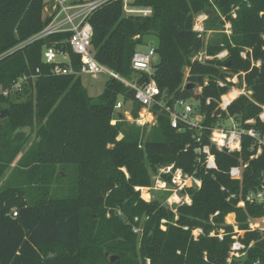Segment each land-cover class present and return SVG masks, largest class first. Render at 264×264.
I'll return each instance as SVG.
<instances>
[{
	"label": "trees",
	"instance_id": "trees-1",
	"mask_svg": "<svg viewBox=\"0 0 264 264\" xmlns=\"http://www.w3.org/2000/svg\"><path fill=\"white\" fill-rule=\"evenodd\" d=\"M52 1L0 0V103L10 112L0 125V179L28 142L20 131L33 133L40 125L0 186V264H264V233L248 226L249 218L264 217V208L250 203L238 207L260 184L264 152L251 159L256 149L251 150L254 140L249 137H244L241 153L220 152L207 130L203 144L210 145L217 169L206 170L194 152L196 130L183 123L173 128L170 114L159 106L152 108L156 123L143 141L147 128L115 109L122 98L123 104L132 102V114L139 116L142 106L134 89L107 75L101 93L92 96L83 85L85 75H56L54 65L43 61L44 50L54 46L67 52L74 70L80 71L71 32L20 46L51 23L56 11L46 9H52ZM214 5L231 22L232 33L209 44L207 54L228 55L200 63L195 58L204 40L194 21ZM132 6L151 14L128 15L124 1L117 0L91 15L90 52L100 64L133 82L137 48L146 37H157L158 61L151 76L138 73L139 83L154 80L170 105L198 101L209 128L220 119L238 117L255 119L254 127L264 132L259 118L264 106V0H134ZM233 8L236 18L229 15ZM232 75H239L253 94L240 96L221 112L218 101L229 91L232 84L226 78ZM21 79L26 80L19 101L4 96ZM246 163L241 179H233L231 169ZM171 164L202 180L200 189L185 190L192 203L178 206L177 214L157 200L145 201L136 190L151 188L152 172ZM63 181L67 195L53 196L54 185ZM230 214L242 236L226 224ZM144 217L139 237L136 218ZM197 230L201 232L195 236ZM236 240L244 245V258L231 255ZM106 252L118 259L110 262Z\"/></svg>",
	"mask_w": 264,
	"mask_h": 264
},
{
	"label": "built area",
	"instance_id": "built-area-1",
	"mask_svg": "<svg viewBox=\"0 0 264 264\" xmlns=\"http://www.w3.org/2000/svg\"><path fill=\"white\" fill-rule=\"evenodd\" d=\"M113 1L117 0H92L89 2L75 0H53L52 9L54 12L56 11L53 20L40 33L29 39L27 43L49 37L57 33L71 32L72 36L70 38V47L75 54L80 56V71L77 72L74 70L72 67V60L67 52L51 46L44 50L43 61L46 64L54 65L53 73L56 75H85L93 78H97L102 74H107L122 81L126 84V86L135 90V100L141 104L142 109L153 118L152 121L156 119V115L154 114L152 108L154 106H159L162 110L170 114L171 125L173 128L179 129V124L183 123L190 129L196 130L197 134L194 135V140L196 142L194 152L197 154V161L199 164L204 165L206 170L217 169L216 156L214 153H212L210 145L203 144V135L207 130H210L211 132L209 136L211 144L214 145L220 152L227 151L228 153H241L244 137L253 139L254 142L250 148L252 151L256 149V153L251 156V159L258 158L264 152V132L254 127L256 124L255 119L242 120L238 117H229L227 119L218 120L214 127L209 128L204 125L205 115H203L202 109L201 113H199V107H201V105L194 107L189 103V101L185 100H177L173 105H170L168 101L165 100V97L154 80L151 79L149 82L139 83L138 79H136L133 82H129L100 64L95 59L94 55L90 52L93 29L89 19L95 11ZM123 1L124 11L126 14L145 16L151 14V10L149 9H138L136 7L131 8L128 3L129 0ZM227 55V51H224L221 54V56L224 58ZM242 56L245 58L246 54L243 53ZM156 58L157 52L153 47H151L147 52L137 50L132 59V68L137 74L145 72L151 76L153 73V65L156 63ZM212 58L213 57H210L207 54L199 53L195 60L200 63H205L206 60ZM61 64L69 65L67 67H63ZM258 65H260V63ZM242 76H244V74H242ZM226 80L232 85L230 86L229 91L221 96L220 100L218 101L217 110H220L221 112H227L229 106L240 96L244 95L251 98L253 94V92L247 88L245 82H242L241 84L239 75L228 76ZM238 81H240V84L244 90L240 91L238 88L239 90H237L239 93L236 98H233L231 93L236 89L235 86L238 84ZM219 85L224 87L226 83L220 81ZM200 89L201 93L202 88ZM210 103L211 100L208 99L206 104L210 105ZM122 108L123 103L119 101L115 109L119 111ZM262 109L263 111L259 115V118L261 122L264 123V106H262ZM222 120H228L232 125L231 128L223 126ZM137 121L142 123L141 119H138ZM247 167L248 163L243 164L241 167L232 168L230 171V176L236 180L241 179L243 171ZM158 174L159 175H156V178H154L155 185L150 189L171 192L170 196L167 198V203L172 210H174V205H179L182 202L180 198V195L182 194L185 195V202H182V204L192 203L190 196L184 193L185 190L193 188L200 189L202 187L201 179H199L196 175L185 173L182 169L176 168L174 164L162 167ZM165 178H169V181L167 182L171 188L167 189L165 187V181L167 180ZM143 189L144 188H136L138 191ZM247 203L264 208V171L261 174L259 186L255 190L251 191L244 200H241L238 203V207L244 208ZM13 215L17 216V213L14 212ZM230 215H233V221L229 225L234 226V228H236L235 231L237 230L239 232L235 215ZM230 215H228L226 218H228ZM248 226L249 230L251 231H260L264 233V217L256 218L255 221L248 220ZM239 233H244V231ZM233 238L237 239L238 237L234 236ZM243 248L244 245L236 240L232 246L231 255H235V253L238 251L241 252Z\"/></svg>",
	"mask_w": 264,
	"mask_h": 264
},
{
	"label": "rangeland",
	"instance_id": "rangeland-1",
	"mask_svg": "<svg viewBox=\"0 0 264 264\" xmlns=\"http://www.w3.org/2000/svg\"><path fill=\"white\" fill-rule=\"evenodd\" d=\"M134 0H129V6L131 8H135L132 6V2ZM214 0H210L211 3H213ZM138 8V7H137ZM138 9H144V8H138ZM148 9V8H147ZM150 10V9H149ZM129 15V14H128ZM229 15H231L233 18H236V13H235V8H233L232 11H230ZM195 24H194V30L200 32L202 34V38L204 40V46L203 49L201 50L200 53L202 54H207V46L211 43H213L217 38H220V36L222 35H230L232 33V25L231 22H229L227 20V16L224 15L215 5L214 7L208 12H202L200 14H198L195 17ZM210 28V29H208ZM158 38L157 37H152V36H148L145 38V44L139 46L137 49L139 51H143V52H147L151 47L157 49L158 46ZM25 43H22L20 46H23ZM25 46V45H24ZM224 52V51H223ZM222 52L220 54H218L217 56H210L213 58H217V59H224L223 56H221ZM208 55V54H207ZM209 56V55H208ZM156 62L158 61V58L155 59ZM188 73H189V69L188 68H184V82L186 83L187 77H188ZM138 75V74H137ZM137 75L133 76V81H135L137 79ZM108 78L107 74H102L99 75L97 78H93L90 76H86L84 78H82V82L83 85L86 86V88H88L90 95L92 96H96L98 94L101 93V91L104 88V82L106 81V79ZM26 80V79H25ZM24 81L21 79L19 81V83H17L14 87H12L8 93H4V96H8L10 97L12 100L14 101H19V95L22 94L23 92V83ZM238 83V84H237ZM235 86L236 89H240V91H243L244 88H242L240 81H238ZM1 86H0V95H2V90H1ZM238 89V90H239ZM200 88L196 89L197 93H200ZM32 93L34 94V90H32ZM27 98V95H24V97L22 98V100H25ZM120 102H123L122 98H119ZM189 103L191 105H193L194 107H198L200 104L198 101L196 100H189ZM123 108L120 109V112L122 114H124L125 118L127 121L131 122V123H135L136 126L141 127V128H147V132L144 133L143 135V141H145L148 137V130L150 129V127H152L155 123H156V119H154L153 121L151 120L150 123V115L145 111V110H140L139 112V116L137 118H135L132 114V102H128L127 104H123ZM0 107H2L1 109L3 111H8L9 109L6 107V105L1 104L0 103ZM10 114V112H9ZM9 116V115H8ZM6 118H0V125H3V120ZM141 119L142 123H139L137 120ZM115 122L116 120H113L112 123ZM113 123V124H115ZM222 125L231 128V123L228 120H222ZM39 122H37L33 133L31 132L30 129H24L21 130L20 132H25L26 136H27V143L24 147V150L22 153L25 152V150L32 144L33 140L35 139L36 136V132L39 128ZM122 138V136H119V140ZM21 153V155H22ZM20 156L17 157V159L15 160V162L11 165V167L8 169V171L6 172L5 176L3 178L0 179V186L2 185V183L4 182V180L6 179V177L10 174V172L12 171V169L14 168V166L16 165L17 161L20 159ZM161 169V168H160ZM158 172H152V186L153 187L154 184V178H156V175H159V171ZM124 171H126L124 169ZM165 187L171 188V186L169 185V183L167 182V180L165 181ZM68 187L66 184V181L63 182H59L56 183V185H54L53 190H52V194L53 196L57 195V196H66L68 191H67ZM141 193V197L143 199H145V201L150 202V201H154L157 200L159 201L163 206H165L168 209H171L170 206L167 203V198L170 196L171 192L169 191H164V190H154V189H148V188H144L143 190H140ZM180 198L182 200V202H185V195L182 194L180 195ZM182 202L179 205H174V210H172L175 214H177V207L182 205ZM146 218L144 217L142 219V221H139L138 218H136V221L139 222V226H137L134 230L135 232L138 233L139 237H141V232H142V225L144 223V220ZM250 221H255L256 218H249ZM165 221H163L164 224ZM226 224H231V222L229 221V218H226ZM163 229H165V226L162 227ZM236 229V228H235ZM201 231L197 230L194 232L195 236H198L199 233ZM238 231L236 230L235 233H237ZM240 234V233H239ZM244 233H241L240 235L242 236ZM238 247V245H237ZM236 247V248H237ZM241 248V247H240ZM245 253H241L240 251L236 252L234 257L235 258H244ZM148 263V262H147Z\"/></svg>",
	"mask_w": 264,
	"mask_h": 264
},
{
	"label": "water",
	"instance_id": "water-1",
	"mask_svg": "<svg viewBox=\"0 0 264 264\" xmlns=\"http://www.w3.org/2000/svg\"><path fill=\"white\" fill-rule=\"evenodd\" d=\"M192 88H195L194 85H191ZM199 113H201V107H199ZM9 115L8 111H2L0 114V118H5ZM105 256L108 258L110 262H115L118 259L117 255L109 254L108 252L105 253Z\"/></svg>",
	"mask_w": 264,
	"mask_h": 264
},
{
	"label": "bare ground",
	"instance_id": "bare-ground-1",
	"mask_svg": "<svg viewBox=\"0 0 264 264\" xmlns=\"http://www.w3.org/2000/svg\"><path fill=\"white\" fill-rule=\"evenodd\" d=\"M238 90L237 89H235L232 93H231V95L233 96V98H236V96L238 95ZM229 221L230 222H232L233 221V215H230L229 216Z\"/></svg>",
	"mask_w": 264,
	"mask_h": 264
},
{
	"label": "crops",
	"instance_id": "crops-1",
	"mask_svg": "<svg viewBox=\"0 0 264 264\" xmlns=\"http://www.w3.org/2000/svg\"><path fill=\"white\" fill-rule=\"evenodd\" d=\"M75 1H80V0H75ZM50 6H53V1H52V3L49 5V7H50ZM47 11H48V12H52V11H54V10L51 9V8H47V9H46V12H47ZM150 117H151V116H150ZM152 119H153V118L151 117V118H150V121H151Z\"/></svg>",
	"mask_w": 264,
	"mask_h": 264
}]
</instances>
